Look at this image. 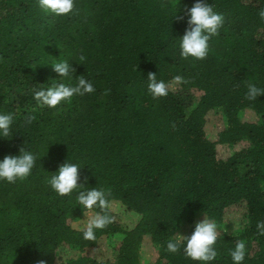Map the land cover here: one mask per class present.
<instances>
[{
    "label": "trees",
    "instance_id": "16d2710c",
    "mask_svg": "<svg viewBox=\"0 0 264 264\" xmlns=\"http://www.w3.org/2000/svg\"><path fill=\"white\" fill-rule=\"evenodd\" d=\"M195 2L75 0L74 15L55 17L38 0H0V112L14 114L0 159L23 146L38 156L27 179L0 182V264H141L144 244L155 252L146 264H199L182 249L165 250L189 212L218 224L212 264H231L238 241L246 245L243 264H264L257 229L264 221V95L246 99L249 83L264 88V0H207L224 23L204 60L179 54L183 10ZM180 9L184 21L174 20ZM58 58L95 92L41 107L33 90L61 80L49 64ZM149 73L165 82L167 95L152 96ZM207 115L220 123L216 141L205 131ZM218 144L238 148L223 157ZM67 159L112 203L113 221L94 240L83 239L74 222L99 209L83 210L75 193L61 197L47 183ZM115 205L137 216L134 227ZM233 216L240 228L228 233ZM105 236L122 240L99 252Z\"/></svg>",
    "mask_w": 264,
    "mask_h": 264
},
{
    "label": "clouds",
    "instance_id": "9594fccd",
    "mask_svg": "<svg viewBox=\"0 0 264 264\" xmlns=\"http://www.w3.org/2000/svg\"><path fill=\"white\" fill-rule=\"evenodd\" d=\"M38 6L45 13L55 17H68L76 13L75 0H38ZM181 11L182 9L175 14L174 20L184 21L186 15L187 27L179 38V54L184 59L204 60L210 50L209 41L218 34L224 23V17L214 11L213 5L207 0H196L190 8L183 10L185 15H178ZM49 64L61 80H54L56 83L48 87L33 90V99L41 107L55 109L62 104L70 103L74 97L95 92L94 84L88 77L73 75L76 69L69 60L58 58L57 62ZM175 79L180 81L181 77L177 76ZM148 81V90L154 98L167 95V85L164 81L157 80L155 74L149 73ZM261 95H264V88L251 83L247 85L246 99L255 101ZM31 119L27 121L29 124ZM13 123V113L0 112V138L10 139L13 136ZM37 159V154L25 146L19 148L17 155H5L0 159V182L15 184L17 181L27 179L32 175ZM82 168L80 164L67 159L57 171L52 172L47 178V183L61 197L75 193L76 203L83 210L99 209L95 215L88 218L82 228L83 239L94 240L95 231L105 228L113 221V217L109 214L112 203L104 189L86 186L88 179L81 177ZM232 227L239 228V223L235 219L232 221ZM257 229L264 232V221L257 222ZM218 239V224L206 214L205 218L196 221L190 235L177 234L169 238L165 250L176 254L182 249L183 254L192 261L212 264L218 255L216 248ZM229 255L231 264H243L246 258V245L240 241L236 242L229 250ZM146 259L142 257L141 264H146ZM40 264L45 262L40 261Z\"/></svg>",
    "mask_w": 264,
    "mask_h": 264
},
{
    "label": "rangeland",
    "instance_id": "374dc122",
    "mask_svg": "<svg viewBox=\"0 0 264 264\" xmlns=\"http://www.w3.org/2000/svg\"><path fill=\"white\" fill-rule=\"evenodd\" d=\"M206 119H207V122L205 126V131L211 140L216 141L218 139L220 123H218L217 118L215 116L213 117L212 115H207ZM237 148L238 147H235V146L233 147L232 145H229V144H218L217 146L218 151L223 157H229L230 155H232V153ZM113 209L118 214L120 219H122L124 222H128L131 228L134 227V225L136 224L138 220L136 215L127 213L126 210L120 205H115ZM88 218H89V214L85 213L81 218L77 219L76 222H74V227L78 229H82L83 226L87 223ZM203 218H205V216L202 215L201 213H195L193 215L191 214V212L186 213V215L182 218L180 234L186 235L187 232L192 227V225H195L196 221L201 220ZM234 219L238 221L239 228H240V217L233 216L230 218V220H228L226 224V230L228 233H235L239 229V228L237 229V228L232 227V221ZM121 240L122 238L112 239L109 236H105L101 238L99 241L98 251L102 252L108 249V247L112 246L113 244L115 245L117 242H120ZM146 246L147 245L144 244L143 249H142V256L147 258L146 262L147 261L149 262V261H152L153 258L155 257V252L151 251V249L149 248L147 249ZM64 252L68 255L76 254L74 251H70V250L69 251L65 250Z\"/></svg>",
    "mask_w": 264,
    "mask_h": 264
}]
</instances>
